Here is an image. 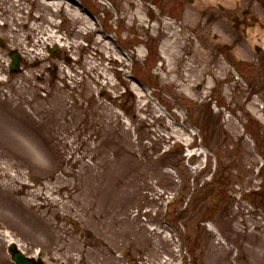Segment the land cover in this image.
Segmentation results:
<instances>
[{
  "label": "rangeland",
  "instance_id": "374dc122",
  "mask_svg": "<svg viewBox=\"0 0 264 264\" xmlns=\"http://www.w3.org/2000/svg\"><path fill=\"white\" fill-rule=\"evenodd\" d=\"M29 2L32 13L22 11L28 8L24 0H0V34L6 44L23 49L22 70L0 90V111L14 96L22 103L17 119L28 115L39 128L34 137L25 130L27 135L0 130V264H9L10 237L28 254L42 251L50 264H176L180 254L186 264H233V244L241 247L239 235L251 226L253 215L264 216V190L250 197L246 192L264 186V175L252 179L258 159L225 110L239 106L242 116L255 118L246 108L245 87L223 63L226 55L220 52L227 46L213 47V30L202 28V16L194 17L189 9L170 13L168 4L162 10L151 0H110L111 10L100 0H82L121 41L128 53L123 60L74 6L54 9L42 0ZM132 3L140 5L142 21ZM247 7L245 18L242 8L235 11L243 22L264 15L253 2ZM164 15L177 20L165 23ZM27 17L34 18L28 28L23 26ZM56 26L66 44L62 47L74 58L59 63L53 83H39L31 74L54 63L44 46ZM237 32L243 37V29ZM259 32L264 36V30ZM205 37L216 50L215 61L202 45ZM130 64L147 85L143 94L128 79ZM244 72L251 78L248 66ZM186 113L203 129L205 149L196 141L185 148L192 137ZM258 133L264 152V129ZM173 142L174 152L156 159ZM169 163L182 171L186 194L173 203L172 221L165 216L166 222L156 209L172 199L179 183ZM238 193L245 197L236 198ZM47 201L48 209L37 206ZM258 220L256 226L264 223Z\"/></svg>",
  "mask_w": 264,
  "mask_h": 264
},
{
  "label": "bare ground",
  "instance_id": "6f19581e",
  "mask_svg": "<svg viewBox=\"0 0 264 264\" xmlns=\"http://www.w3.org/2000/svg\"><path fill=\"white\" fill-rule=\"evenodd\" d=\"M45 3H47V4H49L48 2H45ZM56 3H58V2H56ZM53 5H54V3H53ZM131 5H133L132 7H134V10H135V12H136V16L135 17H137L138 18V20H141L142 21V17L140 16V14H141V12L140 11H142L141 9H140V5L139 4H134V3H132ZM135 12H134V14H135ZM77 13V12H76ZM78 14V13H77ZM137 14L139 15V16H137ZM142 15V14H141ZM78 18H79V16H78ZM165 23H167L168 21H164ZM196 29V28H195ZM195 29H192V31L196 34V35H198V32H195ZM173 34V31H172V33H169L168 35L169 36H171V35ZM169 36H168V38H169ZM168 38L167 39H165V43L167 44V40H168ZM168 48V47H167ZM175 56H177V54H175ZM21 123H25V124H29V122H27V121H20ZM15 197H18L17 199H21V198H25V196H15ZM51 203H54V204H56L57 203V200L56 199H54V201H52ZM51 203H50V201H47V202H45V203H41V202H39V203H37V206H39V207H41L42 205H45L46 206V209H48L49 208V206L51 205ZM35 203H33L31 206H33ZM46 209H44V210H46ZM33 214V213H32ZM34 215V214H33Z\"/></svg>",
  "mask_w": 264,
  "mask_h": 264
},
{
  "label": "water",
  "instance_id": "95a60500",
  "mask_svg": "<svg viewBox=\"0 0 264 264\" xmlns=\"http://www.w3.org/2000/svg\"><path fill=\"white\" fill-rule=\"evenodd\" d=\"M14 257L16 258V260L21 263V264H31L30 260L24 258L22 255H20V253L18 252H14Z\"/></svg>",
  "mask_w": 264,
  "mask_h": 264
},
{
  "label": "flooded vegetation",
  "instance_id": "af4514ba",
  "mask_svg": "<svg viewBox=\"0 0 264 264\" xmlns=\"http://www.w3.org/2000/svg\"><path fill=\"white\" fill-rule=\"evenodd\" d=\"M254 1H257V0H254ZM262 3H264V0H260ZM244 12H247L248 13V9L246 8L244 10ZM263 60H264V53H263ZM259 68H262V70L264 71V64H262L261 66H259Z\"/></svg>",
  "mask_w": 264,
  "mask_h": 264
}]
</instances>
